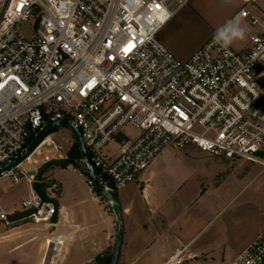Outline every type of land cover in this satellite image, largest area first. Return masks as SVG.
<instances>
[{"label":"built area","instance_id":"obj_1","mask_svg":"<svg viewBox=\"0 0 264 264\" xmlns=\"http://www.w3.org/2000/svg\"><path fill=\"white\" fill-rule=\"evenodd\" d=\"M190 1L0 0V181L47 182L23 165L45 144L61 149L53 133L5 165L23 155L46 124L62 118L81 131L110 193L136 181L169 145L264 168V21L241 11L261 26L244 53L225 49L213 34L181 60L159 32ZM129 126L141 130L133 139L125 132ZM115 139L121 150L105 155ZM87 184L95 190L90 176ZM22 205L36 224L51 223L57 212L35 190ZM0 222H15L1 198ZM184 254L185 247H177L166 264H183ZM90 264L104 263L96 256ZM232 264H264V228Z\"/></svg>","mask_w":264,"mask_h":264},{"label":"crops","instance_id":"obj_2","mask_svg":"<svg viewBox=\"0 0 264 264\" xmlns=\"http://www.w3.org/2000/svg\"><path fill=\"white\" fill-rule=\"evenodd\" d=\"M243 9L263 23L264 0H191L166 21L159 38L177 58L188 60L219 27L239 17L246 37L234 41L231 46L244 53L250 44L251 34L259 31L261 26H253L241 14ZM175 149L167 146L161 152L160 159L156 160L161 153L154 159L155 170L150 168L151 164L136 181L118 191L124 220V238L118 264H166L172 252L183 246V264H214L209 257L214 258L220 250L235 252L237 257L264 228V223L257 224L246 236L237 237L240 228L234 219L215 222L222 211L219 198L209 193L192 166L198 165L202 169L205 158L207 165L217 163L230 167L232 162L240 163L238 159L244 158L231 161L215 157L195 146L177 150V156L174 157ZM169 153L172 156L166 157ZM196 159L202 161L197 162ZM175 161L181 162L182 171L171 174L169 185L165 188L161 176L168 168L167 163ZM159 164L161 170L158 175ZM51 177L48 176L47 181L48 196L59 203L51 223L36 224L27 218L23 210L3 203L15 222L24 221L47 229L42 232L40 240L43 245L46 239L50 243L47 255L40 264L52 260L56 264H90L91 259L98 255L108 256L113 251L118 230V217L114 210L98 196H92L88 205L77 189L70 188L66 192L64 181L57 174L53 178L59 183L60 189L54 192L49 181ZM153 180L155 185L150 183ZM68 181L71 182L70 179ZM54 247L60 249L58 256L54 255ZM208 259L210 263H206Z\"/></svg>","mask_w":264,"mask_h":264},{"label":"rangeland","instance_id":"obj_3","mask_svg":"<svg viewBox=\"0 0 264 264\" xmlns=\"http://www.w3.org/2000/svg\"><path fill=\"white\" fill-rule=\"evenodd\" d=\"M125 132L130 138H133L138 135L141 130L137 127L129 126ZM52 136L57 143L61 145V149L57 150L52 145L48 144L43 145L35 152L30 162L27 161L24 163L23 167L27 174H36L37 171L50 160L64 158L66 152L76 139L72 130L65 125L60 126L59 130L54 132ZM169 146L176 148L173 145ZM121 147V142L115 139L106 146L104 153L108 156L117 155L116 153L121 150ZM175 150L173 153L174 157L177 156V150L183 151L178 148L176 151ZM60 151L62 152V157L60 156ZM171 153L166 157L172 156ZM160 156H162V153L156 158L157 161L160 159ZM238 160H240V163L232 162L230 167H226L225 165L223 166L217 163L207 165L205 163V158H203L202 169L198 165L192 166L194 170L198 172L197 178H200L201 182L207 186L209 193L212 194L213 197L216 196L219 198L220 210L222 211L220 217L218 216L215 219V222H219L220 219H234V223L240 228L236 236L242 237L243 235L246 236L255 225L264 223V168L261 164L254 161L250 162L244 159ZM196 161L201 162L202 159H196ZM151 164L152 166L149 167L155 170L154 162ZM81 165V169L73 167V165H69L71 168L63 169L54 164L46 168L44 174L52 176L49 181L52 182L51 188H53L54 192H58L60 189L59 183L53 178V176L55 177L57 174L58 178L64 181V189L66 192L70 188L77 189L83 197V201L88 205L91 202L92 196H98L102 202L106 203L107 206H110L111 209L114 210L117 216L116 204L114 203L113 205L107 198L103 197V195L98 194L95 190L92 192L93 190L89 188L87 184L89 175H86L84 172L86 166L83 164ZM167 167L168 168L161 176L165 188L169 185L170 175L182 171L180 161H175L174 163L168 162ZM148 168L144 172H146ZM158 169L159 175L161 170L160 164ZM69 179L71 182L68 181ZM150 183L153 185L156 184L154 180ZM32 187L33 184L26 179L20 182H14L13 178L10 176L4 177L0 181V198L3 203H7L11 205V207L22 211L24 210L22 200L29 195ZM3 224L4 223L0 222V264H40L41 260L47 255L49 248V239L45 240L44 245L40 240L42 232H46L47 229L41 226L38 227L39 225L36 227L32 224H27L24 221L9 225ZM15 237H18V242L16 241L17 239L15 240ZM18 243H20V246H17ZM236 254L237 253L228 250H220L216 253L214 258H209L213 260L214 264H230L234 261ZM54 258L59 259V257ZM210 259L206 260V263H210Z\"/></svg>","mask_w":264,"mask_h":264},{"label":"water","instance_id":"obj_4","mask_svg":"<svg viewBox=\"0 0 264 264\" xmlns=\"http://www.w3.org/2000/svg\"><path fill=\"white\" fill-rule=\"evenodd\" d=\"M62 125L68 126L74 133V135L77 138V141L79 143L81 153H82V158L84 161V164L86 166V171L88 175L94 180L96 188L100 191V193L107 198L108 201L113 202L117 206V217H118V230L115 238V243L113 247V252H112V259H111V264H118L119 259H120V254H121V248L123 244V238H124V220H123V212L122 208L120 205V202L118 200H115L112 193H110L103 182L100 180L98 177L97 171L93 165V163L90 160L88 149L85 143V140L82 136L81 131L78 129V127L68 118H62L58 119L54 122H50L46 124L35 136L27 150L21 155L19 158L14 160L12 163H8L5 165V167L10 166L11 164L18 162L22 157L30 154L42 141V139L49 134L53 129L60 127Z\"/></svg>","mask_w":264,"mask_h":264},{"label":"trees","instance_id":"obj_5","mask_svg":"<svg viewBox=\"0 0 264 264\" xmlns=\"http://www.w3.org/2000/svg\"><path fill=\"white\" fill-rule=\"evenodd\" d=\"M60 127H57L53 129L50 133H54L59 130ZM73 132V131H72ZM74 134V133H73ZM75 136V135H74ZM76 138V136H75ZM264 155V153H263ZM57 165L61 168H67L69 165H73V167L80 168L81 169V164H84L83 158H82V153L81 149L79 146V143L77 141V138L74 140L73 144L70 146L68 151L66 152V156L64 158H59V159H53L50 160L49 162H46L43 167L40 168V170L37 171L36 177L41 178V177H46L47 175L44 174L46 168H48L51 165ZM84 172L86 175H88L86 169H84ZM49 187V184L46 181L43 182H34L33 183V188L35 191L39 192L43 197L47 200L54 201L55 205L58 206V201L54 198H50L48 196L47 188ZM95 191L98 194H101L100 191L95 188ZM102 195V194H101ZM112 195L115 200H118V191L112 192ZM105 197V196H103ZM112 252L108 256L106 255H98V258L104 263V264H111V259H112Z\"/></svg>","mask_w":264,"mask_h":264},{"label":"clouds","instance_id":"obj_6","mask_svg":"<svg viewBox=\"0 0 264 264\" xmlns=\"http://www.w3.org/2000/svg\"><path fill=\"white\" fill-rule=\"evenodd\" d=\"M246 37V30L241 26L239 17L229 20L223 26L219 27L214 33V42L220 43L225 49L234 41L243 40Z\"/></svg>","mask_w":264,"mask_h":264},{"label":"snow or ice","instance_id":"obj_7","mask_svg":"<svg viewBox=\"0 0 264 264\" xmlns=\"http://www.w3.org/2000/svg\"><path fill=\"white\" fill-rule=\"evenodd\" d=\"M157 7H159V6H157ZM131 47H132V45L130 44L127 48H125V51L126 52L129 51L131 49Z\"/></svg>","mask_w":264,"mask_h":264}]
</instances>
